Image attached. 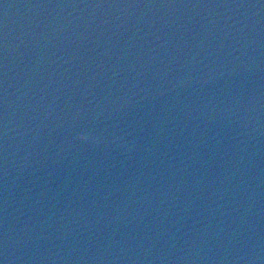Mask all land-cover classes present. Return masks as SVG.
<instances>
[{
	"label": "water",
	"instance_id": "obj_1",
	"mask_svg": "<svg viewBox=\"0 0 264 264\" xmlns=\"http://www.w3.org/2000/svg\"><path fill=\"white\" fill-rule=\"evenodd\" d=\"M0 262L264 264V0H0Z\"/></svg>",
	"mask_w": 264,
	"mask_h": 264
},
{
	"label": "clouds",
	"instance_id": "obj_2",
	"mask_svg": "<svg viewBox=\"0 0 264 264\" xmlns=\"http://www.w3.org/2000/svg\"><path fill=\"white\" fill-rule=\"evenodd\" d=\"M78 139L81 140V141H87L89 139V136L87 134L81 133L78 136Z\"/></svg>",
	"mask_w": 264,
	"mask_h": 264
},
{
	"label": "snow or ice",
	"instance_id": "obj_3",
	"mask_svg": "<svg viewBox=\"0 0 264 264\" xmlns=\"http://www.w3.org/2000/svg\"><path fill=\"white\" fill-rule=\"evenodd\" d=\"M0 264H2V262H0Z\"/></svg>",
	"mask_w": 264,
	"mask_h": 264
}]
</instances>
